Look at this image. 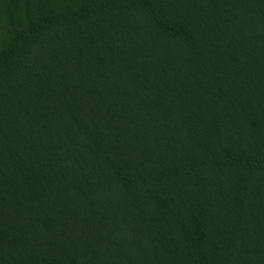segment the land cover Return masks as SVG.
Returning a JSON list of instances; mask_svg holds the SVG:
<instances>
[{"label":"trees","instance_id":"trees-1","mask_svg":"<svg viewBox=\"0 0 264 264\" xmlns=\"http://www.w3.org/2000/svg\"><path fill=\"white\" fill-rule=\"evenodd\" d=\"M0 264H264V0H0Z\"/></svg>","mask_w":264,"mask_h":264}]
</instances>
